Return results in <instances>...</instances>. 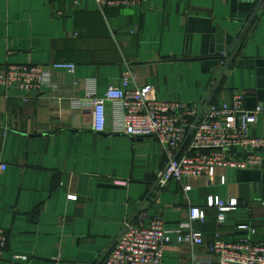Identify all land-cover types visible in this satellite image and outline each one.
Segmentation results:
<instances>
[{
	"label": "crops",
	"instance_id": "1",
	"mask_svg": "<svg viewBox=\"0 0 264 264\" xmlns=\"http://www.w3.org/2000/svg\"><path fill=\"white\" fill-rule=\"evenodd\" d=\"M251 20L211 97L230 103L241 94L243 109L261 106L250 134L264 138V0H142L103 12L93 0H0V67L75 65L73 73L54 70L56 88L26 101L23 91L6 97L0 89V229L7 238L0 264H102L139 213L145 225L162 214L165 229L175 231L208 195L239 206L221 225L215 209L193 224L206 244L217 231L226 242L264 243V168L217 170L212 179L185 181L188 191L175 181L159 188V142L116 132L121 116L110 104L96 133L92 108L81 103L129 73V88L150 85L159 100L202 104ZM170 237L167 264L194 257L218 264L205 246Z\"/></svg>",
	"mask_w": 264,
	"mask_h": 264
},
{
	"label": "built area",
	"instance_id": "2",
	"mask_svg": "<svg viewBox=\"0 0 264 264\" xmlns=\"http://www.w3.org/2000/svg\"><path fill=\"white\" fill-rule=\"evenodd\" d=\"M57 1V0H50ZM97 9L129 8L142 0H93ZM54 70L73 73L75 65L55 62L49 65L5 64L0 67V89L4 96L12 90L25 93L26 101L38 94L44 87L52 89ZM129 73H125L117 87H109L100 98L84 97L83 104H89L93 114V129L102 133L105 128V106L110 104L120 113V125L116 132L132 138H155L165 156L163 170L159 173L157 186L164 188L170 181L189 190L184 182L193 178L215 177L217 170H259L264 168V138L250 134V127L261 106L253 110L242 108L243 97L235 94L227 101L214 102L212 97L198 113L202 104H188L182 101L159 100L150 85L129 88ZM5 165H0V172ZM225 177L219 176V183L225 184ZM264 205V202H263ZM239 206L236 199H222L208 195L202 206H190L188 217L175 231L164 227L162 214H157L145 225V213H139L133 222L126 223L103 259L102 264H167L164 249L171 243L170 234L176 236V243L188 247H203L218 264H264V243H253L249 239L226 242L220 232L213 234V240L206 244L202 234L192 226L204 223L206 210L217 211L216 222L221 225L227 213ZM238 229L250 230L247 225ZM184 230V231H183ZM5 232L0 229V258L6 246ZM191 264H204L197 257Z\"/></svg>",
	"mask_w": 264,
	"mask_h": 264
},
{
	"label": "water",
	"instance_id": "3",
	"mask_svg": "<svg viewBox=\"0 0 264 264\" xmlns=\"http://www.w3.org/2000/svg\"><path fill=\"white\" fill-rule=\"evenodd\" d=\"M251 22H252V20L247 24V26L245 27L244 32L242 33V37L239 39V41L236 43V45H235L233 51L230 53V55H229V57H228V59H227L225 65H224L223 68H222V71L220 72V74L218 75V78L216 79V82H215L214 86L212 87V89H211L210 93L208 94L207 98L205 99V101H204V103H203V105H202V107H201V109H200V111H199V113H198V116H200V114H201V112L203 111L204 107L206 106V104H207L208 101L210 100V98H211V96H212L214 90L217 88L219 82L221 81L222 77L224 76L225 71H226L227 67L229 66V63H230L231 60L233 59V56H234V54H235V52H236L238 46L242 43V41H243V39H244V37H245V35H246V33H247V31H248L250 25H251ZM158 180H159V178H158ZM157 183H158V181H157ZM157 183H156V184H157Z\"/></svg>",
	"mask_w": 264,
	"mask_h": 264
},
{
	"label": "trees",
	"instance_id": "4",
	"mask_svg": "<svg viewBox=\"0 0 264 264\" xmlns=\"http://www.w3.org/2000/svg\"><path fill=\"white\" fill-rule=\"evenodd\" d=\"M217 90H218V88H217ZM217 90H216V92H217ZM216 92H215V93H216ZM212 101H214V96L212 97Z\"/></svg>",
	"mask_w": 264,
	"mask_h": 264
}]
</instances>
